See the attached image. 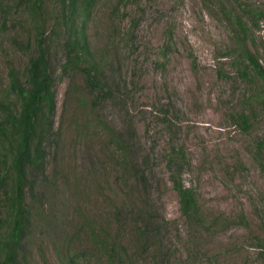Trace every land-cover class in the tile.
Returning a JSON list of instances; mask_svg holds the SVG:
<instances>
[{
  "label": "rangeland",
  "instance_id": "374dc122",
  "mask_svg": "<svg viewBox=\"0 0 264 264\" xmlns=\"http://www.w3.org/2000/svg\"><path fill=\"white\" fill-rule=\"evenodd\" d=\"M57 5L0 13V96L11 67L21 80L38 38L55 76L48 188L30 198L23 264H63L64 255L79 264H264V100L235 72L227 19L248 22V47L264 69V0H97L77 65H66ZM85 63L104 88H87ZM172 145L201 207L195 222L171 188Z\"/></svg>",
  "mask_w": 264,
  "mask_h": 264
},
{
  "label": "trees",
  "instance_id": "16d2710c",
  "mask_svg": "<svg viewBox=\"0 0 264 264\" xmlns=\"http://www.w3.org/2000/svg\"><path fill=\"white\" fill-rule=\"evenodd\" d=\"M54 1L58 3L57 19L64 25L65 46L69 48L66 65H77L87 52L85 22L97 0ZM18 5L40 12L44 0H0L2 17H7L13 6ZM227 19L234 26V48L229 55L235 72L252 86V92L261 88L253 100H264V69L248 47V22L240 14L228 15ZM46 41L37 39L36 52L29 57L21 80L14 68L9 69V83L0 96V194L4 205L0 216V264H23L25 242L34 216L30 198L34 199L37 186L48 188L44 181L45 139L52 132L56 100L55 76ZM95 68L88 63L80 67L90 91L105 86ZM239 120L244 129L249 127V113L240 112ZM184 163V153L172 145L166 154L171 188L178 198L181 215L191 223L201 217V207L195 190L182 180ZM144 231L140 232L141 237L146 236ZM97 244L106 249L108 257L112 252L117 253L115 244ZM61 263L79 264L74 256L66 255Z\"/></svg>",
  "mask_w": 264,
  "mask_h": 264
}]
</instances>
